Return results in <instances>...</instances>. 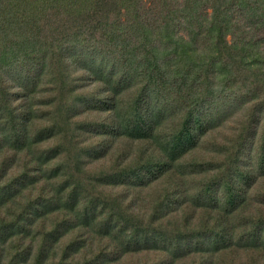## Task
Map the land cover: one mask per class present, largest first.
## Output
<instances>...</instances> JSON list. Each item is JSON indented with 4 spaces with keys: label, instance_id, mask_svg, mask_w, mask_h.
<instances>
[{
    "label": "trees",
    "instance_id": "obj_1",
    "mask_svg": "<svg viewBox=\"0 0 264 264\" xmlns=\"http://www.w3.org/2000/svg\"><path fill=\"white\" fill-rule=\"evenodd\" d=\"M94 84L103 98L83 92ZM94 110L190 172L168 188L186 229L154 225L174 203L159 192L140 206L118 191L117 158L92 178ZM135 252L136 264H264V0H0V264Z\"/></svg>",
    "mask_w": 264,
    "mask_h": 264
},
{
    "label": "rangeland",
    "instance_id": "obj_2",
    "mask_svg": "<svg viewBox=\"0 0 264 264\" xmlns=\"http://www.w3.org/2000/svg\"><path fill=\"white\" fill-rule=\"evenodd\" d=\"M64 26H66V24ZM23 68L22 70H24ZM6 84L9 85L10 80H6ZM91 90L94 92H99V96L102 98L105 96V92L102 90V88L94 84L93 87L91 86L90 90L83 91L85 94L89 95L91 99H93L92 93H94L91 92ZM144 104L146 105V103ZM90 114L92 116V124H95V126H88L90 130L86 129L85 137H87L88 139L87 143L82 144V147L90 148L92 146L95 147L96 145H99L101 146V153L104 152V155H101L97 162L95 161L96 167L92 168L93 174L91 175L94 176L96 174V176L92 178H97L98 176H100L97 173L99 171H102L101 169L103 166L109 167L108 161L110 158H117L115 160L116 162H118V164H120L118 165L117 171H120V173H124L122 179L120 180L121 183L118 184V191L123 192L124 187L125 189H132V192L136 193L137 197L139 198L138 204L140 206L141 203H143L144 199L147 200L148 197H151L153 193L159 192L164 197L167 203H174L171 204L172 210L168 209V213L163 216L166 219H161L162 221H156L154 225L165 224L166 229L173 228L175 229L174 231L177 230L176 226L180 229H186V227L191 224V221L184 217V214L182 212L183 210H179L175 206V204L179 202V198L177 194L171 190L175 189L174 186L179 185V182H182V178L187 179L186 182H188V180H190L191 178V176L189 175L190 172L183 173L182 175L178 172L179 168H172L171 166L166 169V167L164 166V159L160 156V154H158L157 150L145 144L143 139H136V142L132 140L131 135L137 133V130L135 131V129H133V134H131L129 131L128 133L127 131H123V135L121 134L118 136H113V128L106 117L105 110H94L91 111ZM170 119L171 116H168L166 121H169ZM166 124L167 123L164 120L161 125L157 127V130L160 131H158L159 133L162 134V132L166 128ZM134 128H136V126H134ZM90 135L92 136V138L88 137ZM112 138L114 141L112 140ZM204 148L205 146L202 147V150ZM193 154L194 153L191 152L188 155L191 157L193 156ZM92 156L93 154H91L90 157ZM95 157L97 156L94 155L93 158ZM123 158L127 159L122 160ZM82 159L85 161L84 167L91 169L90 166L92 163L89 156H83ZM187 160L188 158L185 157L184 161ZM103 169L106 170L105 168ZM168 188H170L171 190H169ZM191 190L192 189H190V191ZM171 206L168 205L169 208ZM136 211H141V209H137ZM133 224L138 227L140 226V228L142 227V224H138L137 222H133ZM161 231H163V229H161ZM200 250H203V248ZM191 252L193 251L188 252V255L191 257L190 260L195 261L199 257V255H193ZM138 256V252L127 254L123 258L124 263H129L130 261V263L136 264L139 260ZM154 256V254L151 255L150 260H153ZM143 259L142 261H144Z\"/></svg>",
    "mask_w": 264,
    "mask_h": 264
}]
</instances>
